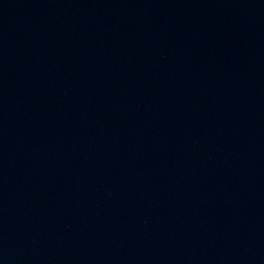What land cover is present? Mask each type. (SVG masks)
I'll list each match as a JSON object with an SVG mask.
<instances>
[{
	"label": "water",
	"instance_id": "water-1",
	"mask_svg": "<svg viewBox=\"0 0 264 264\" xmlns=\"http://www.w3.org/2000/svg\"><path fill=\"white\" fill-rule=\"evenodd\" d=\"M0 264H264V0H0Z\"/></svg>",
	"mask_w": 264,
	"mask_h": 264
}]
</instances>
